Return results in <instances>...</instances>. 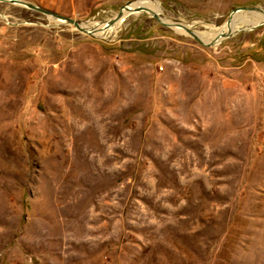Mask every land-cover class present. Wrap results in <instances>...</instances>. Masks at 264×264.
Masks as SVG:
<instances>
[{"label": "rangeland", "instance_id": "374dc122", "mask_svg": "<svg viewBox=\"0 0 264 264\" xmlns=\"http://www.w3.org/2000/svg\"><path fill=\"white\" fill-rule=\"evenodd\" d=\"M24 1L104 34L0 1V264H264V22ZM149 1L202 41L264 9Z\"/></svg>", "mask_w": 264, "mask_h": 264}, {"label": "bare ground", "instance_id": "6f19581e", "mask_svg": "<svg viewBox=\"0 0 264 264\" xmlns=\"http://www.w3.org/2000/svg\"><path fill=\"white\" fill-rule=\"evenodd\" d=\"M144 2L146 3V2H150L149 0H138V1H136L135 3H133L132 5H131V3L130 2H128V3H126V4H124L125 6L124 7H126L123 11H122V8L120 9V14L116 17V19L119 17V16H121L123 13H124V11L129 7V10H132V9H135V8H137L138 7V9H140V10H142V13H145V14H148V12L150 11V13H151V15L150 16H152L153 14H157V16L160 18V16H159V13H160V11H157V10H153V9H148V8H145V7H143L142 5L144 4ZM128 4V5H127ZM149 10V11H148ZM237 10H239V9H237ZM241 10H246V9H241ZM251 12H249V14H246V13H244L243 15H240V16H238V17H236V18H234L231 22H230V19H231V17H232V14L236 11H233L232 12V14H231V17H230V19H229V21L228 22H230V24L226 27V28H216V29H214V30H206L205 32H202L201 34H202V36L204 37V38H207V39H211L210 41H214V43L212 44V45H215L218 41H220L223 37L222 36H224V35H227L226 33L228 32V31H230V30H233V29H235V28H237V26H238V24H245V25H248V26H254L255 24H260V23H263L264 22V9H262V8H260V9H249ZM130 14V13H129ZM129 14H124L123 16L125 17V16H128ZM47 16H49V15H47ZM49 17H52V16H49ZM53 19H55V20H58V21H62V22H65L66 20H63V19H60V18H55V17H52ZM113 18V17H112ZM115 19V20H116ZM114 20V21H115ZM160 20L161 21H163L161 18H160ZM114 21L111 23V24H109V25H112L113 23H114ZM167 21V20H166ZM92 22V20H86V21H80V22H77V27H78V29H81L82 31H87V32H90L91 34H93V36H96V37H103V35L102 34H104V31H98V32H92L91 30H90V28H89V23H91ZM163 22H165V21H163ZM167 25H168V27L169 28H171V29H174L175 31H177V32H182V33H188L187 31L186 32H184L182 29H180V28H178V27H176L172 22H170V21H167V22H165ZM107 25V24H106ZM80 26H83V27H85V28H81ZM108 26V25H107ZM181 26H182V24H181ZM187 26L186 25H184L183 26V29L185 30V28H186ZM188 28V27H187ZM242 29V28H241ZM244 29H248V28H244ZM190 31V30H189ZM190 32H192V31H190ZM196 37H197V39L200 41V42H203V43H207V42H209V41H206V40H204V41H202L198 36H197V32H192ZM230 33H232V32H230ZM215 38V39H214ZM220 38V39H219ZM212 39H214V40H212ZM216 40V41H215Z\"/></svg>", "mask_w": 264, "mask_h": 264}, {"label": "water", "instance_id": "95a60500", "mask_svg": "<svg viewBox=\"0 0 264 264\" xmlns=\"http://www.w3.org/2000/svg\"><path fill=\"white\" fill-rule=\"evenodd\" d=\"M0 1L8 2V3H10V4L20 5V6H23V7H27V8H29V9H31V10H35V11L41 13V14L49 15V16H52V17H55V18H60V19L66 20L67 22H69V23L73 24L75 27H77V22H76L74 19L69 18V17H64V16L59 15V14H57V13H55V12L50 11V10H47V9L41 8V7L37 6L36 4L30 3V2H27V1H24V0H0ZM124 6H125V5L121 6V7L119 8V11H120V9H121L122 7H124ZM136 9H138V7L135 8V10H136ZM237 9H246V10H249V9H260V7H245V6H243V7H235V8H232V10L229 12V14H228V16H227V18H226V20H225L226 22L229 21L232 12L235 11V10H237ZM119 11L113 16V18H111V19H109V20L106 21V24H107V25L111 24V23L116 19V17L120 14ZM152 18H154V19H155L156 21H158L160 24H162V25L166 26L167 28H169L168 25H167L165 22H163V21L160 20V18L157 16V14H153V15H152ZM256 26H257V25L251 26V27H249L248 29L254 28V27H256ZM79 30H80L81 32L87 34V35L93 36V34H91L90 32L82 31L81 29H79ZM185 30H186V31H187V32H188V33H189L194 39H196V40H197L200 44H202V45L209 46V45H212V44L214 43V41H209V42H207V43L200 42V41L197 39V37H196L192 32L189 31V29H188L187 27L185 28ZM240 30H245V29L242 28V29H240ZM236 31H237V30H236ZM230 34H232V33H228L227 35H230ZM227 35H224V36H222V37H225V36H227Z\"/></svg>", "mask_w": 264, "mask_h": 264}]
</instances>
